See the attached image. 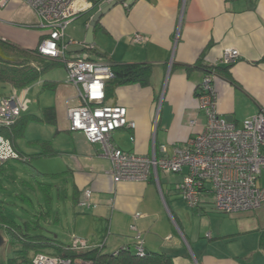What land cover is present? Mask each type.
<instances>
[{
  "label": "crops",
  "instance_id": "1",
  "mask_svg": "<svg viewBox=\"0 0 264 264\" xmlns=\"http://www.w3.org/2000/svg\"><path fill=\"white\" fill-rule=\"evenodd\" d=\"M89 2L93 6L68 25L67 29L73 28L66 29L68 38L85 42L90 22L101 7L94 0ZM36 22L31 8L12 0L0 7V38L35 49L42 34L28 25ZM137 32L148 40L133 42ZM227 48L240 54L229 66L221 61ZM85 52L113 65H152L148 85L132 83L113 90L107 83L105 103L125 106L136 123L135 128L112 133L113 143L127 152L151 156L154 147L166 144L171 153L200 131L207 119L199 108V86L213 69L222 115L242 124L264 108V0L119 1L96 24L90 48L70 46L66 53L71 57ZM46 82L44 87L55 91L54 100L36 109L29 108L30 103L21 115L24 126L18 129L19 123L9 137L15 149L29 158L19 161L31 165L36 159L56 160L60 167L52 174H61L70 182L66 193L72 194L68 219L73 221V232L68 243L52 240L45 248L59 253L76 234L91 249L103 244V252L114 253L131 246L140 234L147 251L165 252L173 264H264V205L225 213L215 209L210 196H204L200 206L192 208L176 189L181 173H160L159 181L152 177L146 182H115L112 162L102 144L70 129L68 108L80 103L76 86L66 76L64 81ZM28 90L7 87L5 93L17 91L26 97ZM49 107H55V123L43 119ZM63 119L66 126L60 124ZM192 119L198 124L192 126ZM44 130L55 138L47 137ZM9 161L0 162L1 176ZM87 189L92 190L91 204L83 206Z\"/></svg>",
  "mask_w": 264,
  "mask_h": 264
},
{
  "label": "built area",
  "instance_id": "2",
  "mask_svg": "<svg viewBox=\"0 0 264 264\" xmlns=\"http://www.w3.org/2000/svg\"><path fill=\"white\" fill-rule=\"evenodd\" d=\"M12 0H0L6 7ZM37 16L31 28L43 29L38 52L45 57L57 59L67 70V82L78 89L80 103L67 111L70 129L85 134L92 143L102 144L103 152L113 165L114 181L146 182L152 177L159 181L160 172L181 173L176 185L177 192L192 207L197 208L204 196H210L215 209L225 213L259 209L264 205V187L259 179L264 170V108L247 117L242 124L222 115L217 106V93L213 85L215 70L209 71L199 86V108L207 119L203 128L169 153L168 146L154 147L153 155L124 151L112 141V133L124 127L135 128L128 109L121 105H107V83L115 77L113 66L106 61L94 60L89 53L67 56L70 46L90 48L73 38L66 29L83 12L93 6L89 0H21ZM120 0H101L99 5ZM148 37L140 32L132 36L135 43H145ZM237 49L224 50L222 62L232 65L239 58ZM25 95L17 91L0 95V162L12 159L28 161L13 146L11 140L1 133L12 127L27 109ZM159 113V109L157 114ZM192 126L197 120H191ZM92 190L85 191L83 206H90ZM137 215H140L139 213ZM135 228V226H133ZM101 244L98 248H103ZM65 249L83 252L91 249L88 241L76 234L71 236ZM139 256L147 249L138 234L128 247ZM119 252L115 251L114 254ZM33 264H95L83 257L52 255L37 252Z\"/></svg>",
  "mask_w": 264,
  "mask_h": 264
},
{
  "label": "rangeland",
  "instance_id": "3",
  "mask_svg": "<svg viewBox=\"0 0 264 264\" xmlns=\"http://www.w3.org/2000/svg\"><path fill=\"white\" fill-rule=\"evenodd\" d=\"M75 23L76 21L73 22ZM34 29L43 35V29ZM70 29H73L72 26L67 31H71ZM67 31L66 34L69 35ZM65 76L67 78L66 67L60 62L46 71L41 80L30 85L25 98L27 103H31L29 108L36 109L40 105L51 103L55 98V91L53 88L44 87L43 84L49 79L64 81ZM26 111L28 109L23 110V112ZM60 124L66 126L67 120L63 119ZM43 132L47 137L55 138L53 133L49 134L50 132L45 130ZM29 134L34 135V131H30ZM58 163L56 160L38 161L36 159L31 165L41 171L42 174H39L30 164L10 160L2 176L0 173V230H4L6 234V229H9L11 225L17 234L13 241L0 248V264H8L9 258L17 259L13 261V264H27L31 261L36 254V249L25 244L30 241L29 236L42 234L58 243H68L70 234L73 232V221L70 217L68 219L72 194L67 196L66 193V187L70 182H67L61 174H52L58 173L56 172L60 167ZM165 174L169 175V173ZM259 184L264 187V170ZM261 210L264 211V208ZM20 249L22 251H18ZM43 252L57 254L55 248L49 247ZM24 260L26 263H23Z\"/></svg>",
  "mask_w": 264,
  "mask_h": 264
},
{
  "label": "trees",
  "instance_id": "4",
  "mask_svg": "<svg viewBox=\"0 0 264 264\" xmlns=\"http://www.w3.org/2000/svg\"><path fill=\"white\" fill-rule=\"evenodd\" d=\"M94 1L96 4L99 3L96 0ZM59 63L57 59L45 57L40 54L37 48H22L0 38V95L6 94L5 89L7 87H12L17 90L28 88L30 85L40 80L46 71ZM111 65L113 66L115 77L108 81V84L112 86L113 90H115L116 87L132 83H140L142 85H148L150 83L153 69L151 64L123 63ZM43 119L50 123H55V107L46 108ZM25 122L26 120L23 121L21 116L12 127L3 128L1 133L9 138L12 129L19 123H21V125L20 127L18 126V129L21 128V126H24ZM20 154L25 156L22 153ZM6 231L13 241L14 236H17L14 227L10 225L9 229H6ZM27 236H29V234ZM28 238L30 241H27L25 244H27L28 247L36 249V253L41 252V249L48 245V241H52L42 234L29 236ZM262 238L264 242V230ZM65 247L57 254L73 258L83 257L92 259L95 264H173L171 256L165 252L147 251L144 256H139L128 248H121L117 254H114L103 252V248L73 252L65 249ZM18 251L22 250L20 249ZM16 260L17 259H11L9 263L13 264ZM23 263H26V260H24ZM27 264H33L32 260L27 262Z\"/></svg>",
  "mask_w": 264,
  "mask_h": 264
},
{
  "label": "water",
  "instance_id": "5",
  "mask_svg": "<svg viewBox=\"0 0 264 264\" xmlns=\"http://www.w3.org/2000/svg\"><path fill=\"white\" fill-rule=\"evenodd\" d=\"M120 1H125V0H120ZM119 1H115L112 3H107L104 4L100 7L99 11L93 16L92 21L90 22V26L87 31V35L85 38V44L86 45H92L94 43V28L98 21L101 19V17L107 13L112 7H114ZM229 120H233V116H226ZM5 238L4 236L0 233V247L4 244Z\"/></svg>",
  "mask_w": 264,
  "mask_h": 264
},
{
  "label": "flooded vegetation",
  "instance_id": "6",
  "mask_svg": "<svg viewBox=\"0 0 264 264\" xmlns=\"http://www.w3.org/2000/svg\"><path fill=\"white\" fill-rule=\"evenodd\" d=\"M1 231H2V232H1ZM6 232H7V231H6ZM0 233H1V234L4 236V238H5V242H4V244L2 245V246L4 247L6 243H9V242L12 241V240H11V237L8 235V233H6L7 235L4 233V230H0ZM2 246H1V247H2ZM1 247H0V248H1ZM10 260H11V258H9V259L7 260L8 264H10V263H9ZM11 264H12V263H11Z\"/></svg>",
  "mask_w": 264,
  "mask_h": 264
},
{
  "label": "bare ground",
  "instance_id": "7",
  "mask_svg": "<svg viewBox=\"0 0 264 264\" xmlns=\"http://www.w3.org/2000/svg\"><path fill=\"white\" fill-rule=\"evenodd\" d=\"M93 248H94V247H93ZM93 248H92V249H93ZM86 251H87V250H86Z\"/></svg>",
  "mask_w": 264,
  "mask_h": 264
}]
</instances>
